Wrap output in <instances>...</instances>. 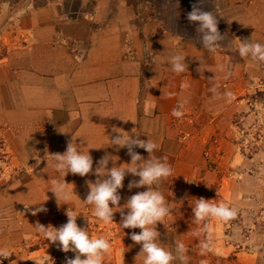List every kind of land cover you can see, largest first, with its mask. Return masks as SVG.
<instances>
[{
    "label": "crops",
    "instance_id": "obj_1",
    "mask_svg": "<svg viewBox=\"0 0 264 264\" xmlns=\"http://www.w3.org/2000/svg\"><path fill=\"white\" fill-rule=\"evenodd\" d=\"M199 2L179 0L177 9L172 0H0V126L12 160L21 164L14 179L0 177V249L14 255L8 264H21L24 242L39 238L37 222L54 225L47 214L93 208L83 202L86 181L97 179L92 173L65 176L71 199L58 205L52 181L63 177L50 154H62L73 140L93 157V172L105 155L129 167L127 148L111 144L113 129L150 139L157 145L153 155L166 157L173 169L158 186L172 209L155 226L158 243L175 253L183 242L188 264H264V209L260 200L251 202L263 194L264 153L249 155L247 138L240 139L252 119L264 117V62L238 51L244 39L264 44V0H202L224 36L215 51L203 47L198 24L187 20ZM178 54L186 64L179 74L169 63ZM214 85L218 96L210 91ZM229 91L231 102L223 95ZM182 102L177 118L172 112ZM218 133L224 137L215 159L222 170L206 157ZM134 151L148 158L146 150ZM132 179L139 177L127 175L119 190L121 206L146 190L129 191ZM200 197L238 212L228 222L206 221L214 231L204 255L205 235H196L202 224L191 208ZM40 203L48 211L32 215ZM140 231L120 227L117 264H143L141 245L130 239Z\"/></svg>",
    "mask_w": 264,
    "mask_h": 264
},
{
    "label": "clouds",
    "instance_id": "obj_2",
    "mask_svg": "<svg viewBox=\"0 0 264 264\" xmlns=\"http://www.w3.org/2000/svg\"><path fill=\"white\" fill-rule=\"evenodd\" d=\"M179 8V0H172ZM187 20L190 23H197L196 32L202 41L204 48L209 51H215L224 36L218 30L217 17L211 11H205L202 7V0L199 3L192 4L191 11L187 13ZM241 41V40H240ZM239 55L241 57H251L252 60L264 62V44L253 42L250 39H244L240 42ZM185 56L174 55L170 57L169 63L172 70L176 73H183L186 70ZM210 91L218 96L217 86H213ZM228 102L233 98L232 92L223 94ZM184 103H180L173 109L172 115L179 118L183 115L182 109ZM114 135L111 139L112 146L127 148V155L131 162L129 167L116 166L115 161L105 155L96 161V168L93 172V157L89 151L87 153L80 151L73 144V140L67 142L66 151L62 154H50L54 160V168L63 177L62 180H53L51 191L54 193L58 205L63 200V204H68L71 199V193L67 190L68 183L64 177L69 173L85 177L90 173L97 176L95 182L88 180L86 184L89 191L83 202L93 206V215L104 223L109 224L114 220V213L119 212L121 216L120 227L122 229H141L139 233L132 232L130 239L141 245V253L144 254L143 264H188L187 248L183 242H178L175 253L166 250L158 243L160 233L155 227L158 222H162L164 217L168 216L172 209L167 205L163 193L159 190V183L172 175V167L167 162V158H156L153 153L157 145L150 139L143 140L137 135L125 136L118 129H113ZM135 148H141L147 151L148 158L134 151ZM47 155V154H46ZM112 161V167H108L109 161ZM39 164V160H37ZM139 177L132 179L128 183V190L133 188H145V191L136 192L129 196L126 202L121 206L122 199L120 189L124 187L123 181L127 175ZM156 185V187H154ZM111 205V206H110ZM26 210L29 206L25 205ZM194 221L202 224L196 235L201 233L205 239L201 240L199 247L201 254L204 255L211 251L213 244V228L206 221L210 218H218L221 221L228 222L234 220L238 212L228 204L214 203L212 200L203 197L197 198L195 204L191 206ZM48 209L40 203L38 207L32 210V215L44 212ZM67 222L59 227L51 224L45 226L39 222L35 228L42 233L46 240L57 245L64 253H74V258L65 257L64 264H103L106 253L111 249L110 242L104 237H92L88 228L80 227L77 224L79 216L74 210H66ZM203 222V223H202ZM11 253L0 249V260L7 259Z\"/></svg>",
    "mask_w": 264,
    "mask_h": 264
},
{
    "label": "rangeland",
    "instance_id": "obj_3",
    "mask_svg": "<svg viewBox=\"0 0 264 264\" xmlns=\"http://www.w3.org/2000/svg\"><path fill=\"white\" fill-rule=\"evenodd\" d=\"M251 125L246 127L245 133L243 134L244 137L240 139L247 138L248 140V154L251 155L253 153L262 152L264 153V142L259 139V136L264 138V117L262 122L260 120H251ZM250 127V128H249ZM5 126L4 124L0 126V177L8 178L7 180L10 181L14 179V170L21 169V164L19 162H14L12 159L13 156L10 152V145L5 138L4 132ZM220 139L224 137L223 134H217ZM237 140V139H235ZM238 142L239 139H238ZM208 150V148H207ZM206 150V151H207ZM215 156L211 159L213 166L218 167V169L222 170V164L219 161L214 159ZM208 158V157H207ZM210 158H208L209 160ZM214 159V160H213ZM23 172L26 174L28 170V166L25 162L22 163ZM249 170L254 169V166ZM261 170V169H260ZM262 171V178H263V194L262 196H252L253 199L251 202H257L260 200V203L263 205L264 209V162H263V169ZM21 172V171H20ZM18 171L17 174H20ZM11 174V175H10ZM8 176V177H7ZM261 177V176H260ZM12 178V179H11ZM3 179V180H4ZM25 181V180H24ZM74 210L79 216L77 217V224L80 227L88 228L89 233L92 237H104L107 239L111 244V249L108 253L105 254L103 259V264H117V259L113 252H118V249L122 245V236L120 234V226H119V219L118 215L114 213V220L112 223L106 224L102 220L98 219L93 215V208L85 207L82 209H70ZM25 213V212H23ZM66 210H61L54 212L49 216L47 214L46 218H50L53 220V226L59 227L60 225L67 222ZM26 215V214H25ZM264 218V214H263ZM23 226V225H22ZM260 232L262 231L261 241H264V219L262 220V224L260 227ZM38 239L34 238L33 240H28V242H24L25 248L22 251V262L21 264H64L65 257L74 258V253L68 252L64 253L57 247V245L52 244L50 241L46 240L42 233L38 234ZM41 250L40 253L34 257L30 255L35 250ZM14 257L12 254L9 258L5 259V261L1 264H8L10 260Z\"/></svg>",
    "mask_w": 264,
    "mask_h": 264
},
{
    "label": "built area",
    "instance_id": "obj_4",
    "mask_svg": "<svg viewBox=\"0 0 264 264\" xmlns=\"http://www.w3.org/2000/svg\"><path fill=\"white\" fill-rule=\"evenodd\" d=\"M259 139L261 141L264 142V138L261 136H259ZM221 143V139L219 138V136H216L213 140H212V143L211 145L208 147V150L206 151V157L210 158V160L213 158V156H215V153H216V150H217V147H219ZM222 155V154H221ZM220 155V156H221ZM223 156V155H222ZM215 159V157H214ZM213 159V160H214Z\"/></svg>",
    "mask_w": 264,
    "mask_h": 264
}]
</instances>
